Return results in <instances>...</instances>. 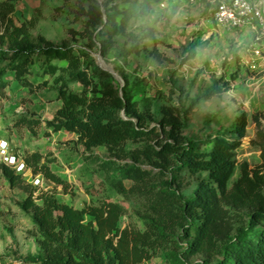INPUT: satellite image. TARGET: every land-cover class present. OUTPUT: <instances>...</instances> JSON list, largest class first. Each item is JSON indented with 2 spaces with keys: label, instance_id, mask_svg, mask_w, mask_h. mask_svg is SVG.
I'll return each mask as SVG.
<instances>
[{
  "label": "trees",
  "instance_id": "1",
  "mask_svg": "<svg viewBox=\"0 0 264 264\" xmlns=\"http://www.w3.org/2000/svg\"><path fill=\"white\" fill-rule=\"evenodd\" d=\"M15 1H0V61L6 60L13 77L23 84H31L27 76L34 64L52 77L60 105L44 121L43 134L65 130L76 135L83 150L103 147L108 157L100 159L99 167L108 172L116 193L139 199L136 215L143 224L142 229L130 223L121 226L124 207L118 201L74 207L29 182L16 205L39 234L40 251L26 259L39 264H141L161 250L169 264H264V123L253 115L252 142L260 150L261 162L252 168L235 159L245 134L244 112L229 129L235 137H214L205 150L195 140H183L181 133L186 114L200 98L226 90L227 81L214 80L184 108L161 104L160 116L154 119L149 105L141 108L132 97L125 74L118 89L111 73L95 64L88 51H75L65 40L53 43L31 32L33 21L17 24L8 17ZM136 1L125 0L127 5L118 8L108 1L74 0L76 14L84 19L80 31L69 32L105 56L114 36L124 34L129 17L138 12L133 8ZM145 36L151 37L152 31ZM135 49L133 44L122 53ZM193 52H186L179 64ZM153 54L160 56L158 51ZM4 70L0 67V87L6 84L1 79ZM70 83L80 87L71 89ZM14 124L34 135L41 121L19 115ZM128 142L135 145L126 147ZM23 159L33 174L67 186L49 168L51 159L38 151L27 152ZM235 167L238 175L228 186ZM201 172L189 194H182V174ZM0 173L10 187L23 183L24 177L1 162ZM197 254L203 255L201 261H187Z\"/></svg>",
  "mask_w": 264,
  "mask_h": 264
},
{
  "label": "rangeland",
  "instance_id": "2",
  "mask_svg": "<svg viewBox=\"0 0 264 264\" xmlns=\"http://www.w3.org/2000/svg\"><path fill=\"white\" fill-rule=\"evenodd\" d=\"M97 1H108V5L114 3L118 8L127 5L125 0ZM133 8L138 12L129 17L125 33L115 35L108 53L101 55L115 73H111L115 86L119 89L123 85L121 75L125 74L132 97L137 99L141 108L149 105L154 119H158L161 104L184 108L214 80L221 79L219 84L227 81L226 90L209 98H200L186 114L181 130L183 140H195L198 147L205 150L214 137H235L229 129L235 117L244 112L245 134L235 149V159L237 162L246 161L250 168L260 164V150L252 139L255 133L253 115L264 123V39L253 40L249 31L216 24L208 7L200 2L137 0ZM76 11L74 0H16L7 16H12L17 24L33 21L30 27L33 34H41L53 43L65 40L75 51H88L98 65V48H87L85 39L69 32V29H82L84 17L78 16ZM2 22L0 16V26ZM149 30L152 31L151 37L145 36ZM133 44L136 45L134 51L127 55L122 53ZM153 51L159 52V58ZM190 51H194L193 56L179 64V60ZM249 58H254L256 68L246 63ZM0 67L5 68L1 79L6 83L0 87V136L21 157L27 152L38 151L51 159L49 168L67 182V186H63L40 177L41 184H31L48 190L60 201L74 207L98 204L104 199L118 201L124 207L120 225L130 223L142 229L143 224L136 215L139 199H124L116 193L109 184L108 172L99 167L100 159L108 157L103 147L83 150L76 135L65 130L43 134L44 121L60 105L52 77L43 74L39 65L34 64L33 73L27 76L31 84L27 85L13 77L6 60L0 61ZM69 87L80 86L70 83ZM19 115H34L40 119L36 134H31L25 126H15L14 121ZM134 145L128 142L126 147ZM203 174L183 173L179 191L185 196L189 194ZM237 175L238 168L235 167L228 186ZM29 182L24 178L21 186L10 187L0 173V264H39L26 257L40 251V236L29 217L16 205V201L25 196L24 187ZM125 184L129 185V181ZM38 190L33 192L34 195ZM202 259L203 255L197 254L187 261ZM141 264L169 262L158 250Z\"/></svg>",
  "mask_w": 264,
  "mask_h": 264
},
{
  "label": "built area",
  "instance_id": "3",
  "mask_svg": "<svg viewBox=\"0 0 264 264\" xmlns=\"http://www.w3.org/2000/svg\"><path fill=\"white\" fill-rule=\"evenodd\" d=\"M206 5L216 24L229 29H243L252 33L253 40L264 39V0H189ZM251 68H256L254 58H249ZM0 162L11 167L30 183L38 184L40 174H33L23 157L15 153L9 142L0 136Z\"/></svg>",
  "mask_w": 264,
  "mask_h": 264
},
{
  "label": "water",
  "instance_id": "4",
  "mask_svg": "<svg viewBox=\"0 0 264 264\" xmlns=\"http://www.w3.org/2000/svg\"><path fill=\"white\" fill-rule=\"evenodd\" d=\"M96 60H97V62H98V65H99L102 69H105V70H107L108 72L115 74L114 71H113V69L111 68V66H110L109 64H107V63L104 62V60L102 59L101 54L96 55Z\"/></svg>",
  "mask_w": 264,
  "mask_h": 264
}]
</instances>
